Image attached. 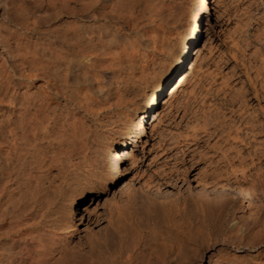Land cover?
I'll list each match as a JSON object with an SVG mask.
<instances>
[{
  "label": "bare ground",
  "instance_id": "obj_1",
  "mask_svg": "<svg viewBox=\"0 0 264 264\" xmlns=\"http://www.w3.org/2000/svg\"><path fill=\"white\" fill-rule=\"evenodd\" d=\"M47 1L48 5L52 7H49L50 9L58 10L59 7L68 20L61 23H47L49 25L42 29L47 41L44 50L49 59V64L44 65V69H41L44 72L43 83L38 84L39 88H34L35 91L33 92L25 90L26 92L23 93L20 88L23 82H30L39 75L36 70L40 68L41 62L35 63V71V65L32 68L30 67L31 69L29 68L28 71L25 69V65H29V63L21 62L22 68H20L19 71L21 73L19 74L17 72L18 69L14 70L12 68L13 65L10 67V63L7 65L3 59L4 64H0V264H122L124 261L121 258L118 260L120 256L116 258V254L118 249L119 251L122 250L125 244V237L128 239L126 236L127 225L123 224V220L119 215L114 217L115 215L112 214H109L108 219H105L107 222L104 225V219L100 210L102 197L107 193L109 188L117 184L124 173L127 174L130 171L133 173L135 185H133L134 187L131 185L129 191L137 193L138 196L158 200L163 208H165L164 206L170 204V194L162 191L160 187L156 188L155 185L152 186L151 179L153 175H157L156 182L161 187L178 185L180 183V173L188 170L193 173L198 169L201 155L209 156L207 158L211 159L210 162L216 159V161H223L224 164L231 166L235 173V184L231 187L228 186V188L220 182H216L214 185H204L201 181L197 180V175L199 174L193 173L195 178L191 179V187L193 186L194 189L190 188V186H187V189L195 204L199 205L201 209L205 207L221 211V207L224 209V204L231 206L232 209L230 207L231 212L223 216L215 217L213 215L214 218H211L213 221L209 219L213 222L211 223V225L213 224L212 231L207 232L206 228L204 229L201 225L204 230H201L200 227L197 228L196 234H194L195 232L193 233L194 235L191 233L193 235H191L192 238L197 235L196 239L199 238L200 241L201 239L203 241L209 238L210 233H214V236L216 234L222 237L223 253L219 257H216V262H211L212 264H264V193L263 197L260 194L258 196H254L253 193L250 194L248 189L245 190L240 185L238 179V177H242L245 180L249 164L253 165V168L256 172H259V175L262 172V162L264 161L261 162V151L257 148L258 145L256 144L257 146L254 145L246 150L247 155H245L240 150V145H246V143L245 141L243 142L244 138L241 137V134H238V132H242L240 131L242 129L246 135L257 133L259 131L256 128L257 123L253 120H247V122L232 125L222 120L223 117L219 119L220 116L218 115L220 111L215 112L213 110L214 113H219L217 115L218 118L211 111L213 106H216L215 103L211 108L213 92L214 94L217 92L222 93L223 95L221 96L225 97L228 93L226 89L231 85H229V80L233 79L234 75L236 77L237 74L234 73L235 71L232 72L233 70L229 72V69L226 70L227 67H224L225 63H227V58L224 60V57L222 58L221 55L213 53L214 48L219 43L218 41H221L220 37H218V32H223L224 26L235 23L233 21L235 15L243 13V9L245 13V8L248 7V4L244 5L247 7L241 9L229 10L224 6L222 8L221 0H198L194 15L179 27L180 29L175 31L174 34L172 31L177 26V18L180 9L183 7L184 0H154V2H149L150 20L148 21L152 26L150 28L152 29V33L151 31L148 32L147 36L151 35L150 39L144 45L140 42L135 43V40L133 43L130 42L132 43V45L130 44L132 47L131 51L128 52V49H126L128 53L131 52V56L126 55L127 57H131L129 59L130 74L127 75L123 71L127 77L123 78L124 76L122 75L123 80L121 79L120 81L119 79L118 88L112 89L110 87L106 90L104 89L103 95L95 97L92 89L87 88L88 86L86 88L81 87L78 84L79 81L77 82L73 75L76 68L75 60L79 59L80 56L77 51L82 50L85 42L90 44L89 48L87 47L89 50L86 49L87 53L88 51L90 53V47H95L93 38L86 39V33L90 37L92 30L87 32L83 26L77 25V21L83 17H90L89 19H91L93 15L98 16L102 13L104 4L110 0ZM259 1L264 4V0ZM246 2L249 4L257 3L256 0H246ZM120 3L118 2V4ZM112 8L113 6L110 10H113ZM146 12L148 13V11ZM261 14L256 15L258 20L263 17ZM222 16H226L225 21H222ZM206 18L207 22H205ZM148 21L146 23H149ZM35 22L36 20L33 21V24L39 21ZM206 26H209V31L213 32L212 36L215 41L217 40L215 43L210 41L212 36L206 37L203 34ZM27 27V30L30 29L29 26ZM258 37H260V34ZM96 40L99 41L98 39ZM3 41L5 40L3 39ZM203 41L204 43H202ZM14 43L17 44V42ZM88 44H85V46ZM17 47L19 49L21 46L19 47L18 45ZM85 48H83V51ZM197 49L198 51L195 53L196 57L192 59L193 51ZM29 50L31 51V49ZM100 50L98 54L101 52ZM205 50H207V54L203 55ZM23 51L21 52L24 53ZM255 51L257 52V50ZM21 52L18 54L19 56H21ZM81 53L83 52L81 51ZM25 54L22 55L25 56ZM98 54L95 53V55L99 56ZM103 54L102 57L104 56ZM38 55L37 58H39ZM76 55L78 57L74 60ZM116 55L120 57V54ZM34 56L36 58V53ZM31 60L33 59H30L29 62ZM190 61L191 66L187 71L186 66ZM87 62L86 64H88ZM38 63L40 66H37ZM156 65L160 67L159 71L155 75L150 76L152 74L151 71ZM109 66L107 67L109 68ZM51 68L54 73L56 71V74L50 73L49 69ZM108 68L103 67V73L106 77H110L108 75ZM126 68L128 71V66ZM257 70L259 72L260 68H257ZM114 71L116 70L114 69ZM88 72L86 71L85 73L88 74ZM75 75L77 74L75 73ZM114 79L117 78L114 77ZM247 79H250L248 75ZM253 86H255V92L252 95V100L258 102L259 90L256 89L257 87L254 83ZM202 87L206 88L205 92H199V88ZM198 94L201 95V102L195 111L192 110V113L190 112L192 120L186 119L188 116L186 108H189L187 105L194 99L196 100ZM139 96L142 98L138 101ZM60 98L66 99L67 102L72 101V106L75 105L79 107L78 109L82 108L86 116L89 114L90 119L88 120H90L91 124L85 127V124H79L81 122L79 118L80 122L78 123L75 118V121L74 119L73 121L69 120L71 119L70 112L68 111L69 113H67L65 109L68 103ZM230 100L232 102V98ZM243 103L246 105V102ZM207 105L208 107H206ZM263 122H259L257 125ZM171 124H174L176 127L180 126L181 129L177 127V130H172V128L168 127ZM209 125L213 130H210ZM234 126L236 131L233 129ZM262 127L258 132L259 134L261 131L263 132L264 128ZM218 130H222L221 133H223V137L221 136L224 138L225 144L223 146H221V141L219 142L220 145L217 144L218 142L215 145L210 141L213 135L217 136ZM233 131L235 132L233 133ZM253 137H250V139ZM247 141L249 144L248 139ZM103 142L105 143V149H102L101 152L105 159L108 160L107 163H109L110 169L105 176L98 177L92 168V163L95 161L90 162L89 159L91 158L88 152L91 148L93 149L94 145H100ZM261 143L263 142L261 141ZM49 147L51 150H48ZM96 151L98 152V150ZM233 160L239 161L237 167H234L235 164L232 165L231 161ZM231 168L228 170H231ZM212 172L215 171L213 170ZM259 175L258 178L260 177ZM249 182L251 183V181ZM248 186L250 187V185ZM183 199L185 202V198ZM151 203L150 201L149 205ZM190 204L194 206L193 203ZM147 208H150V206H147ZM179 208L182 209L181 207ZM173 212H175V204ZM196 212H198V209ZM166 214L170 213L167 212ZM163 215V218H165V212ZM204 219L207 220V218ZM174 220L172 219V222ZM201 220L203 222V219ZM189 222L192 223L190 219ZM194 225L197 227L195 223ZM211 225L209 222V226ZM176 226L178 227V225ZM174 228L176 229V227ZM186 233L190 235L187 230L184 234ZM173 239L175 238L173 237L171 241ZM183 239L186 240L181 243L182 245L180 244V252L177 250L178 248L166 246L165 244L164 254L171 258L172 256H176L174 259L178 258L180 260V257L177 256L186 255L185 251L192 242L188 238V235ZM175 242L177 243L178 241L175 240ZM195 242L197 244V241ZM202 243H205V241ZM132 245H134L133 248L136 246L135 244ZM160 252L156 251L159 256L161 255L162 260H164V254H160ZM114 253H116L115 257ZM150 253L153 254L154 251L152 252L151 250ZM150 256L152 257L153 255ZM161 257L157 258V263H162L158 262ZM141 258L144 257L141 256ZM116 259L119 263H115ZM178 259L177 263H180ZM130 260L132 261V259ZM134 260L138 261L136 257ZM136 261H134V264H136ZM144 261L142 262L145 263ZM146 262L150 264L152 261L148 262L147 260Z\"/></svg>",
  "mask_w": 264,
  "mask_h": 264
},
{
  "label": "rangeland",
  "instance_id": "obj_2",
  "mask_svg": "<svg viewBox=\"0 0 264 264\" xmlns=\"http://www.w3.org/2000/svg\"><path fill=\"white\" fill-rule=\"evenodd\" d=\"M117 1L118 0H110L109 2L105 3L104 6H103L104 9H102L103 10L102 13L99 14L98 16L97 15H95V16L93 15L91 17V19H89L90 17L89 18L88 17H83V18H80L77 21L78 22L77 25L79 24L78 26H81V27L83 26L84 30L86 29L87 32H90L92 30L90 32L92 35L89 33L91 35L90 37L86 33V39L87 38H89V39L93 38V43H94L95 47H90V50L92 52L90 51V53H89V51H88V53H87V50H89L88 48H89L90 44L85 42V44H88V45L85 46V44H84V46L86 47L85 48L83 46V48H85L84 51H83L82 46H80L82 48V50H78L77 51V53L80 55L79 56L77 54L79 56V59H76L78 57L77 55L74 58V60L76 59L75 60L76 68L74 69L75 71H74L73 75L75 76V79L77 80V82L79 81L78 84L81 87L86 88L88 86L87 88L92 89V92H93L95 97L96 96L100 97L101 95H103L104 89L106 90V89H108L110 87L112 89H114L116 87L117 88L119 87L118 85H119L121 79L123 80V78L127 77L126 74L129 75L130 71H131V68L129 66L130 65V60L129 59H131V57H127L129 55L131 56V54H130L131 52L128 53L129 51H131V48H132L130 46V44L132 45V43L135 40V43L136 42L137 43L140 42L142 45H144L145 43L148 42V40L150 39V36H151L149 34L150 36L148 37L147 33L150 32V31L152 33V29H150V28H152V26H151L150 22L148 21V20H150V14H149L148 5H149V2H151V1L154 2V0H139V1L138 0H119L118 1L119 3L121 1L120 4H118ZM197 1L198 0H184L183 1V7H182V9H180V11H179L180 13H179V16L177 18V26H176L175 29H173L172 33L175 34V31H178L180 29L179 27H181L188 19H190L194 15V13L196 11V8H197L196 7L197 6ZM47 2H48L47 0H0V30L2 32V33L0 32V64L2 65L5 62L7 65H9V63H10V67L13 65L12 68L14 70L18 69L17 72L19 74V73H21L19 70H20V68H22L21 62L22 63L23 62L24 63H27V62L29 63V65H27V64L25 65V69H27L28 71H29L30 67L31 68H32V66L34 67L35 63H37V62H41L42 63L41 66L38 63L37 66H40V68H38L37 70H36V65L34 67L35 69L33 68L34 71L36 70L39 73V75L35 79L33 78L30 82L29 81L28 82L27 81L23 82L22 87H20L21 91H23V93H25L26 91H28V92L35 91L34 88H39L38 84H42L43 81H44L42 79V78H44V76H43L44 72H42L43 70L41 71V69H44V67L47 64H49L48 63L49 59H48V55H46L45 50H44V47H45L47 41L45 40L44 30H42V29L46 28L49 24L61 23L62 21L64 22V21L68 20L67 17L63 14L62 10L58 6H57L58 10L57 9H50L52 7L50 5H48L49 3H47ZM256 2L257 3H250L249 4V3L246 2V0H221L222 8L224 6V7H227L229 10H235V9H238V8L241 9L243 7H247L248 6L247 7L248 9L245 8V10H246L245 13H244V9H243V13H239V14L235 15V18L233 19V21L236 24L232 23L229 26L226 25V26H224L223 32H218V37H220L219 39L222 42L218 41L219 43L217 42L218 45L214 48V51H213V53L215 55L217 54L219 56L221 55L222 58L224 57L223 58L224 60H226V58H227V60H226L227 63H225L226 66L224 65V67H227L226 70L229 69V72H231L233 70L232 72L235 71L234 73L235 74L237 73L236 77L234 75L233 79H231L232 77L230 78L231 80H229V85L230 84L231 85H230V87L228 85L229 88L226 89V92L228 91V93L230 94L231 97L228 96L229 95L228 93L226 94V96L228 97L227 98L226 96L225 97L221 96L223 94L222 93H218V92L217 93L215 92L216 94H214V92H213L212 97H211V101H212L211 108H212V105H214L215 103H216L215 105L219 108V109L218 108L216 109V106H213L214 109L212 108V110H211L213 115L215 114V117H217V115L220 113L218 115V116H220L219 119H221V117H223L222 120H225V122L227 121L229 124H232V125L233 124L235 125L236 123L237 124L238 123H244V122H247V120L248 121L253 120V121H255V123L258 124L259 122H263V120H264V61H263L264 60V4L260 3L259 0H256ZM115 3H117V4L116 5H111V4H115ZM47 5H48V7H47ZM118 5L121 6L120 7L121 9L119 8ZM244 5H247V6H244ZM112 6H113V8H112L113 10H110ZM147 8H148V10H147ZM106 10H107V13H106ZM114 10H115L116 13L113 12ZM117 10H119V11H117ZM144 11H145V13H144ZM146 11H148V13ZM15 12H16V14H15ZM258 13L259 14L262 13L261 15L263 16L260 20H258L256 18L259 15ZM133 14H136V15L139 14V15L136 16V15H133ZM24 17H26V19H24ZM222 17L225 18L226 16H222ZM222 17H221L222 21H225L226 18L223 19ZM16 18H17V20H16ZM21 18H23V19L21 20ZM27 18H29V19H27ZM32 20L33 21L36 20V22L39 21L40 24H38L39 22L38 23L35 22L36 24H33ZM147 21L149 23H146ZM142 22H144V23H142ZM205 22H207V18L205 19ZM47 23H49V24H47ZM27 26H29V28L31 30L30 29L27 30L26 29ZM118 26H119V28H118ZM21 30H23V31H21ZM216 30H218V29H216ZM28 31L31 33V35H30V33ZM208 31H209V26H206L204 28V33L203 34L206 37L212 36L213 32L212 31L208 32ZM7 34H11V35H7ZM259 34H260V37H258ZM104 36H106V37H104ZM142 36H143V38H142ZM2 37H3V39L5 41H3ZM110 37H112V38H110ZM212 37H211V40L210 39L209 40L211 42L213 41V43H215L217 40L215 41L214 37L213 38ZM140 38H142V39H140ZM96 39H98L99 41H97ZM14 42H17V44L14 43ZM130 42H132V43H130ZM43 43H45V44H43ZM202 43H204V41ZM98 44H100V45H98ZM18 45H19V47L21 46V47H24V48L20 47L18 49V47H17ZM122 45H123V47L125 49L123 47H121ZM36 47H37V49H35ZM80 47H79V49H80ZM92 48H94V49H92ZM96 48L97 49L99 48L98 51L101 48V50H100L101 52H99V54H98V51H97ZM122 48H123V50L128 49V52H127V50L123 51ZM29 49H31V51ZM19 50H21V51L24 50L23 51L24 53H22ZM255 50H257V52ZM32 51H33V53H32ZM81 51L83 53H81ZM106 51H107L108 54L106 53ZM108 51H110V52H108ZM115 51H116V54H120V57H119V55L117 56L115 54ZM197 51H198V49L193 51L194 54L192 56V59L196 57L195 53ZM20 52L23 55L25 54V52H27V54H25V56H23L21 54V56L25 57V58H22L21 56L18 55V54H20ZM118 52H120V53H118ZM125 52H126V54H124ZM35 53H36V58H34L35 57L34 56ZM37 53L40 54V55H38ZM84 53H85V55H84ZM95 53L98 54L99 56L95 55ZM110 53H111V55H109ZM132 53H133V51H132ZM260 53H262V54H260ZM102 54L104 55L103 57H102ZM204 54H207V50L204 51L203 55ZM37 55H38L39 58H37ZM234 56H236V57H234ZM27 58L29 60L30 59H33V60L36 59V60L34 62H33V60H31L33 63L30 61L31 62V64H30V62H29V60ZM2 59H3L4 62L2 61ZM77 60H79V61L81 60V61L79 62ZM120 60H121V62H120ZM86 62L88 64H86ZM90 63H92V64H90ZM117 63H119V64H117ZM108 65H110L111 67L109 66V68H108L107 67ZM126 65L128 66V71H127V68H126L127 66ZM116 66H117V68H116ZM190 66H191V61L188 62L187 66H186V70L187 71L190 69L189 68ZM262 66H263V68H262ZM103 67L104 68H108L107 69L108 70V75L110 77H106V75L103 73V70H104ZM118 68H120V69L118 70ZM125 68H126V70H125ZM159 68L160 67L158 65H156L153 68V70L151 71L152 74L150 76L155 75L159 71ZM257 68L258 69L260 68V70H259L260 73L258 72ZM51 69H49L50 73L52 72L53 74H56V71L54 73L53 69H52V71H51ZM114 69L116 71H114ZM86 71H89L88 74L85 73ZM123 71H125L126 74H124L125 72H123ZM75 73L77 75H75ZM53 74H50V75H53ZM88 75H89V77H88ZM247 75L249 76L250 79H247ZM259 75H261V76H259ZM17 76H19V75H17ZM114 77L117 78L118 80L114 79ZM95 78H96V80H94ZM119 79H120V81H119ZM82 80H83V82H82ZM91 80H94V81H91ZM112 80H114V81H112ZM31 82H33V83H31ZM112 83H113V85H112ZM253 83L256 85V87H257L256 89L259 90L258 94H260V95L258 97V100H259L258 102L252 100V95L255 92V88H254L255 86L252 87ZM199 89H200L199 92H205V90H206V88H203V87L199 88ZM233 95H235V96H233ZM200 96L201 95L198 94L196 100L195 99L193 101L191 100L192 102L189 103V105H191V106L187 105V107H189V108H186V110L188 111V116H187L186 119L192 120L190 118V112L192 113V110L195 111L196 108L199 106V104L201 102V99H202ZM233 97H234V99H233ZM141 98L142 97L139 96L138 97V101L141 100ZM222 98L223 99L227 98L226 99L227 101L223 100ZM230 98H232V102H231ZM237 98L240 99V100H238ZM60 99L61 100H65L67 102L66 99H62V98H60ZM235 100H237V101L235 102ZM243 102H246V105H244ZM67 103H68L67 104L68 106H66L65 109L67 110L66 111L67 113L70 112L69 114L71 116L70 117L71 119H69V120L73 121V119L75 118L77 123L81 121L79 123L80 125L85 124V127H88L87 125L91 124L90 120H88V119H90V116H88L89 114L86 116V113H85V111L82 108L78 109L79 107H77L75 105L72 106L73 105L72 101H68ZM239 103H241V104H239ZM206 107H208V105ZM213 110L215 112L216 111L217 112L220 111V112L217 114V113H214ZM232 110H234L235 112L234 111L231 112ZM238 110H239V112H238ZM246 110H248V111H246ZM224 114H225V116H223ZM237 114H238V116H237ZM73 115H74V117H72ZM229 115H231L232 117L229 116ZM85 116H86V118H85ZM78 118L80 119V121H79ZM227 118H228V120L230 119L231 121L230 120L228 121ZM75 119H74V121H75ZM185 121H187V120H185ZM183 123H185V122H183ZM257 124H256V128L259 131H260L262 126H263L262 128H264V125H263L264 122L260 123V125H257ZM160 125H162V124H160ZM210 125L208 127H210V130H213ZM168 127L172 128V130H177L178 126L176 127L174 124H171L170 126L168 125ZM178 128L181 129L180 126ZM233 129L235 130V126L233 127ZM219 131L220 130H218V134L220 133L219 134L220 137L221 136L223 137V133H221L222 130L220 132ZM235 131H233V133ZM240 131H242L243 133L242 132H238V134L239 135L241 134V137L244 138L243 142L245 141V143H246V145H244V144L240 145L238 143V145H240V148H241L240 150L242 152H244L245 155H247L246 150H248L249 148L253 147L254 145L255 146L258 145L257 148L260 149L259 151H261L260 152L261 162L264 161V152H263V150H264V146H263L264 145V141H263V139H264V129H263V132L261 131L262 133L260 132V134L258 133L259 132L258 131L255 134H248V135L244 134L245 132H244L243 129L240 130ZM218 134H217V136L219 137ZM217 136L213 135L211 137L210 141L213 144H215V145H217V144L220 145V143H221V146H223L225 144L224 143V138L221 137L222 138L221 139L220 137L218 138ZM245 137H247V138H245ZM250 137H253V138L250 139ZM247 139L250 142L249 144H248ZM216 140H219V141H216ZM254 140L255 141L257 140L256 141L257 143ZM261 141L263 143H261ZM230 143H232V141H230ZM104 145H105L104 142L101 143L100 145H94L93 149L91 148L89 150V152H88L89 153L88 155L91 158V159H89L90 162H94L95 161L94 163H92V166H93L92 168H93V170H95L94 173H96V176H98V177L105 176L106 173L110 169L109 163H107L108 160L105 159L104 155H102V152H101L102 149L103 150L105 149ZM99 146H101V147H99ZM261 147H263V148L261 149ZM48 150H51L50 147L48 148ZM96 150H98V152ZM100 152H101V154H100ZM262 154H263V156H262ZM204 156H206V155H204ZM204 156L203 155L200 156V158H199V163L200 164L198 166V169H196L193 172V173L199 174V175H197V178H198V179L196 178L197 180L201 181L202 184H204V185H214L216 182H220L226 188H228V186L231 187V186H233L235 184V180H234L235 179V177H234L235 173L232 170L231 166H229L227 164H224L223 161H220V162L216 161V159L213 162H210L211 159L207 158L209 156H206V157H204ZM95 159H97V160H95ZM248 161H246V162H248ZM231 163H232V165L235 164L234 167H237L239 165V161H237V160H233V161H231ZM247 167H248L247 169H249V170L247 171L248 173L246 172L247 176H246L245 180H243L242 177H238L240 185L243 188H245V190L248 189V192H250V194L253 193L254 196H258L260 194L262 196L263 193H264V191H263L264 190V181H263L264 177L262 178V176H264V162H262V167L263 168H262V172H261L260 175H259L258 171H257L258 173L255 171V169L253 168V165L249 164V166H247ZM250 167H252V168H250ZM216 168H217V170H216ZM230 168H231V170H228ZM213 170L215 172H212ZM147 171H148V169H147ZM202 171H203L204 174L202 173ZM229 171H231V172H229ZM193 173H191L190 170H188L186 172H183V173H180V183L178 185H173V186H170V187L169 186L168 187H165V186L161 187L156 182L157 175H153V177L151 179L152 180L151 184L153 183L152 186L155 185L156 188L160 187V189L162 191L167 192L168 194H170V200H169L170 204H168L167 206H164L165 208H163V206L159 203L158 200H155V199H152V198H146V197L138 196L137 193L135 194L132 191L131 192L129 191L131 189L130 188L131 185L132 186L135 185L134 178H133V173L130 172V171H128L127 174L124 173L122 178H120L118 180L117 184L115 186L109 188L107 193L102 197V199L100 201V210H101L102 218L104 219V225H106L107 220L105 221V219H108L109 214L115 215L114 217L119 215L122 218V220H123V224L127 225V227L126 226H124V227H126L128 229L126 231V236L128 237V239L125 237V244H124L122 250L119 251V249H118L117 250L118 252L116 251L117 254L114 253V257L116 255H117L116 258L118 256H120V257H118V260L121 258L122 261H124L122 264H129V263L130 264H134V261H136V260H134L135 257L138 260V261H136V264H138V263L142 264L143 263L142 261H144V260H145L144 261L145 263H143V264H147V262H146L147 260H148V262L152 261L151 262L152 264H176L178 258H176V260H175L174 257H176V256H174V257L172 256V258H171L170 256L165 255L164 254V250H165L164 248L166 246H174L176 249L178 248L177 250H179L180 244L183 243L184 240H186V239H183V238H186L187 235H188V238H190V240L192 241L191 245H189L187 247V250L185 251L187 256L185 254H184L185 255L184 256L182 253H181L182 256H177V257H180V260L178 259V262L180 261V263H177V264H212V263L216 262V260H217L216 257H219L220 254L223 253L222 252L223 251L222 237L219 236V235H216V234H215V236H216L215 237L214 233L213 234L210 233L211 235L208 236L209 238L208 239L206 238V240H203V241H205V243H202L203 242L202 239H201V241H200L199 238L196 239L197 235L194 236L193 238H192V236L194 234H196V232L198 231L196 229L199 228V227H200L201 230L203 228L204 229L206 228L205 230L207 232L212 231V229H213L212 225L213 224L211 225V223H213L212 222L213 220L211 218H214L213 215H215V217H218V216H223V215L229 214L231 212V210H230L231 206H228V205L224 204L223 205L224 209H222L223 207H221V209H220L221 211H219V210H216V209H213V208L212 209H207L205 207H203L201 209L199 205L195 204V202L190 197L189 190L187 189V186H190V188H193V186L191 187V179L195 178ZM226 173H227V175H226ZM262 173H263V175H262ZM216 175H217V177H216ZM258 175L260 176L259 178H258ZM200 176H202V177H200ZM218 176H220V178H218ZM252 178H253V180H252ZM261 178H262V180H261ZM153 181H155V182H153ZM249 181H251V183ZM254 181H256L255 183L257 185L254 183ZM252 182H253V184H252ZM257 182H259V183H257ZM194 184H195V182H194ZM248 185H250V187ZM254 185L256 186V188H255ZM257 186H259V187H257ZM135 187H137V186H135ZM178 188H179V190H178ZM253 188H254V190H253ZM258 188H259V190H258ZM256 189H257V191H256ZM182 197L185 198V202H184V199ZM150 201L152 202L151 203L152 205L151 204L149 205ZM190 201H192V202H190ZM174 202H176V203H174ZM186 202H187V204H186ZM189 202L193 203L194 206H196V207H194ZM174 204H175V212H173ZM177 204H179V205H177ZM184 204H185V207H184ZM147 206L148 207L150 206V208H147ZM115 207H117V208H115ZM179 207H181L182 209H180ZM162 209H163V211H162ZM197 209H198V212H196ZM231 209H232V207H231ZM166 211L168 213H170V214H166L167 213ZM171 211L173 212V214H172ZM164 212H165V215L167 216V218H166V216H165V218H163L164 217V215H163ZM184 212H185V215H184ZM193 213L194 214L196 213V214H195V216L192 217V215H194ZM171 215H172V217H171ZM206 215L207 216L209 215V216L207 217ZM173 216H174L175 220H174ZM196 216H197V219H196ZM161 218H163V219H161ZM171 218L174 220L173 222H172ZM183 218L184 219L187 218V219L184 220ZM204 218H207L208 221L206 219H204ZM189 219H190V221H192V223L189 222ZM201 219H203V222H202ZM209 219L212 220V221H210ZM147 220H148V222H147ZM169 220H170V222H169ZM194 221H196V222H194ZM193 222L196 224L197 227H195ZM209 222H210L211 226H209ZM156 225H158V227H156ZM176 225H178V227ZM201 225L203 226V228L201 227ZM174 227H176V229H180V230H176ZM126 228H125V230H126ZM190 229L191 230L193 229V231L191 232ZM155 230H158V231H155ZM182 230H183V233H182ZM186 230L188 231V233H190V235L187 234V233L184 234V232H186ZM159 231H160L161 235L163 233L164 236L162 235V237H161ZM127 232L129 234V236H128ZM132 233H134V234H132ZM138 233H140V234L137 235ZM150 233H152V234L150 235ZM153 233H155V234H153ZM191 233L192 234L194 233V234L192 235ZM83 234H85V233H83ZM154 235H156V237H154ZM179 235H180V237H179ZM167 236H168V238L169 237L170 238L168 239ZM173 237L175 239H173L171 241V239ZM156 238H159V239L156 240ZM161 238H162V240H160ZM142 239H144V240H142ZM163 240H165L164 243H162ZM175 240L178 241V242L176 243ZM195 241H197V244H196ZM147 242H149L150 244L149 243L147 244ZM140 243H143V244H140ZM130 244H131V246H130ZM132 244H135L136 246L133 248L134 245H132ZM145 244H147V245H145ZM157 244H158V246H157ZM165 244H166V246H165ZM159 245H161V246L159 247ZM176 245H178V246H176ZM195 245H197V246H195ZM205 245H207V246L205 247ZM191 248H192V250H191ZM126 250H127V253H126ZM151 250H152V252L154 251L153 254L150 253ZM136 251L138 252V255H137ZM156 251H158V253L161 251L160 254H162V253L164 254V257H163L164 260H162L161 255L159 256V254L156 253ZM179 252H180V250H179ZM192 252L194 253V255H193ZM139 253H140V255H139ZM154 254H156V255H154ZM148 255L149 256L153 255V256L152 257L150 256L151 257L150 258ZM141 256L144 257V258H141ZM158 257H161L158 262H162V263H157L156 260H157ZM127 258H129V259H127ZM140 258L144 259V260L141 261ZM145 258H147V259H145ZM130 259H132V261ZM117 262L119 263V261H117V259H116L115 263H117Z\"/></svg>",
  "mask_w": 264,
  "mask_h": 264
}]
</instances>
